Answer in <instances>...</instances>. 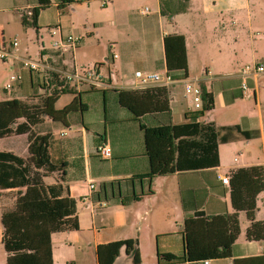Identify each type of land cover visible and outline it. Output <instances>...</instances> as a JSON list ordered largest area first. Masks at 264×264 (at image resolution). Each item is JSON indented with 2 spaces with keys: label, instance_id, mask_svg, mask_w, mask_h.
Wrapping results in <instances>:
<instances>
[{
  "label": "crops",
  "instance_id": "obj_1",
  "mask_svg": "<svg viewBox=\"0 0 264 264\" xmlns=\"http://www.w3.org/2000/svg\"><path fill=\"white\" fill-rule=\"evenodd\" d=\"M92 2H101L104 7L111 0H74L72 5L64 8H59L58 0H49L47 8L39 13L37 29L30 28L49 29L59 25L63 31L70 33L61 23L64 11L90 6ZM209 2L154 0V15L152 19L145 17L139 24L136 33L139 37L126 35L125 41H119L120 55L111 53L109 58H104L115 71L121 70L122 75L110 73L109 65L107 76L103 74L104 66L98 68L108 88L85 85L72 93L46 95L42 121L33 131L37 135L49 136V159L61 170L47 173L41 186L0 191V216L5 212L2 208L10 201L14 206L26 201L23 196L31 188L32 200L35 201L49 198L47 186L61 183L66 187L68 197L75 202L78 230L51 235L52 264H99L98 248L120 241L136 242L140 264H264V240L247 239L249 221L244 212L238 213L239 235L232 247L231 257L193 263L159 260V255H184L183 225L187 217L195 213L218 216L234 212L229 185H224L222 178L228 177L230 181L235 171L258 167L263 170L264 183V75L245 78L240 74L245 66L259 64L264 59V24L255 25L249 4L244 5L246 29L234 31L237 38H243L244 48L240 60H233L223 44L224 37H221V33L228 32V29L219 24V18L231 10L234 25L244 13L240 12L238 4V8L229 9L224 0L219 7H215L217 2L212 5ZM184 3L185 10L175 14L171 21L161 15L163 6L173 12ZM37 6L38 0H0V23L4 22L7 26L11 20L21 23V13ZM144 11H141L142 15L148 13V10ZM261 18L264 19V16ZM168 35L184 38L187 81L202 85L212 98V108L196 122L211 124L217 130L236 126L251 136L244 138L232 132V140L218 144L217 167L149 179L145 177L149 161L140 124L159 127L189 123L191 120L185 115L191 110L183 99V81L175 82L166 90L168 112L145 114L139 119L119 105L118 90H134L136 71L161 73L166 70L163 39ZM80 39L81 45L76 50L84 45L83 39ZM234 43L238 47L236 40ZM13 49L0 43L1 51H8L18 58ZM75 51L72 57L76 65ZM40 57L54 68L60 69L64 65L63 53L54 55V52L41 50ZM101 59L89 63L100 62ZM242 83L247 85L250 97H246L241 90ZM16 84L20 93L16 94V100L13 99L15 104L42 94L39 76L35 73L30 74L32 89L25 90L27 96H24L22 88L24 83L19 80ZM64 95L68 99L60 107ZM18 137L26 138L24 151L20 154L10 146L11 149L4 152L22 155L27 159L22 158L24 162L32 165L35 158L27 153L26 135L0 141ZM102 142L109 145V159H100L96 153L97 146ZM91 185L93 188H90ZM12 192L18 194L12 200L3 195ZM254 216L255 221L264 222V189L256 197ZM1 239L0 224L2 249ZM112 264L132 262L121 248Z\"/></svg>",
  "mask_w": 264,
  "mask_h": 264
},
{
  "label": "trees",
  "instance_id": "obj_2",
  "mask_svg": "<svg viewBox=\"0 0 264 264\" xmlns=\"http://www.w3.org/2000/svg\"><path fill=\"white\" fill-rule=\"evenodd\" d=\"M58 1L59 8L74 3V0ZM48 5L49 0H38V6L31 10L30 18L21 16L22 25L37 29L39 13ZM185 8V3L180 4L172 12L163 6L161 15L171 21L175 14L183 12ZM163 48L166 71L176 82L187 80L184 38L178 35L165 36ZM53 52L54 55L63 53ZM95 66L100 67L102 64ZM51 78L52 82L57 79L55 75ZM200 87L203 106L200 111L188 112L185 115L190 118L189 123L159 127H146L140 124L145 154L149 161V171L145 177L152 179L177 172L217 167L218 144L232 140L234 138L232 132L244 138L251 136L241 132L236 126L217 130L211 124L197 123L196 119L212 108L211 96L202 85ZM40 88L43 86L40 85ZM72 92L45 90L42 94L19 101L17 104L13 100L0 101V139L26 135L27 153L35 158L34 163L28 165L14 153L0 151V191L41 186L47 173L61 170L52 165L49 159V136L37 135L33 129L42 121L47 94ZM118 103L136 119L145 114L169 111V100L164 88L118 90ZM228 185L234 212L218 216L195 213L187 217L183 225L184 255L182 257L159 255V260L193 263L231 257L232 247L239 235L237 218L239 212H244L249 221L247 239L264 240V222L255 221L254 216L256 197L264 189L263 170L258 167L239 169L232 174ZM47 191L48 199L20 202L1 214V243L6 255V264H52L51 235L78 230L75 202L68 197L67 188L58 183L47 186ZM121 248L130 256L132 264H140L135 241H120L99 247V264H112Z\"/></svg>",
  "mask_w": 264,
  "mask_h": 264
},
{
  "label": "rangeland",
  "instance_id": "obj_3",
  "mask_svg": "<svg viewBox=\"0 0 264 264\" xmlns=\"http://www.w3.org/2000/svg\"><path fill=\"white\" fill-rule=\"evenodd\" d=\"M214 1L217 2L215 7L222 5L221 0H210L209 4L212 5ZM247 3L249 4L251 17L255 25H263L264 19H262L261 16H264V0H224V5L228 6L229 9L238 8V4L240 12L242 11L244 14L238 21L236 20V24L234 25L232 24V20L235 19L232 17L231 10L228 14L224 13V15L219 18V24H222L221 26L228 29V32H225L226 34L221 33V37H224L223 44L230 51V57L233 60H236V58L240 60L242 57V50L244 48L243 38H237L234 31L240 28L246 29L244 17L246 11L244 9ZM103 5L104 4L101 2H92L90 6L86 5L83 8L67 9L61 17V23L62 26L70 31L69 34L72 37L82 38L84 41V45L74 53L76 65L80 69L93 68L96 64H102V66H104L103 74L107 76V68L109 65L110 73L121 76V70L115 71L111 63L107 64L104 58H109L111 53L117 54V56L120 55L119 41H125L126 35L135 34L137 38L139 37V35L136 34L139 24L144 21L143 19H146L145 17L152 19L154 15V0H111V2L105 3L104 7ZM210 8L213 7L211 6ZM145 9L148 10V13L142 15L141 11ZM259 18L261 19L259 20ZM53 40L49 30L45 27L38 30H34L30 27L23 28L18 20H11L8 26L4 22L0 23V43H4V45L10 48L9 44L16 41L17 46L13 51L21 60L38 61L41 59V50L52 53ZM235 40L239 44H237L238 47L234 43ZM63 57L64 65H62L61 68L69 70L73 64L72 52L70 50L65 51ZM98 58H102L100 62L89 63ZM131 69H134V66H131ZM30 74L31 73L27 69L21 66L18 60L10 59L2 61L0 59V101L17 99L16 94L20 93V90L18 91L16 83H12V88L5 91L6 85L11 84L10 77L13 75L19 76L20 81L24 83L22 88L24 96H27L25 90L29 91L32 89L29 85ZM62 97L64 98L60 107H62L68 99L67 95ZM263 106L264 105H262V107ZM10 146H13V149L21 154L26 146V138L18 137L0 141V151H9L8 149H11ZM19 156L23 158L22 155ZM23 159L27 160L26 158ZM3 195L12 200L17 197L18 194L12 192ZM32 196L33 189L31 188L26 191L23 197L27 198L26 201H29L32 200ZM13 207V202L10 201V204L4 205L2 209L3 211H7ZM0 264H5V255L1 248Z\"/></svg>",
  "mask_w": 264,
  "mask_h": 264
},
{
  "label": "built area",
  "instance_id": "obj_4",
  "mask_svg": "<svg viewBox=\"0 0 264 264\" xmlns=\"http://www.w3.org/2000/svg\"><path fill=\"white\" fill-rule=\"evenodd\" d=\"M147 12L145 11L143 13ZM32 15L31 10H25L21 13V16L30 18ZM50 35L53 37L52 47L54 51L65 52L70 50L72 53L81 45V39L77 37H72L69 33L63 31L59 25H55L48 29ZM17 42L13 41L10 44L11 48H15ZM113 59L116 58L115 55L112 56ZM0 59L2 61L7 60H18L21 66L27 69L31 74L35 73L39 76L40 85L43 88L39 89L41 92L45 90H56V91H79L81 87L87 85L92 88H108L109 85L103 80V77L99 73V67L94 66L93 68L80 69L74 63L69 70L65 68H54L42 59L38 61L33 60H21L8 51L0 50ZM203 74H205L203 72ZM245 78L258 77L264 75V59L259 64H253L251 66H245L240 73ZM52 75L56 76L55 81L52 80ZM134 78L136 83L134 84V90H143L147 88H164L167 90L174 81L171 75L165 70L164 72H154V73H143L141 71H136L134 73ZM20 80L19 76L13 75L10 77L11 84H7L5 91L12 88V83H16ZM241 90L246 97H250L249 89L245 83H242ZM183 99L186 104L190 107L189 112H197L202 109L203 98L202 91L199 83L189 82L187 80L183 81ZM192 108V109H191ZM96 153L101 159L110 158V148L107 143H101L96 148ZM224 185L229 184L228 177L221 179ZM90 188H93L91 185ZM66 264H73L67 262Z\"/></svg>",
  "mask_w": 264,
  "mask_h": 264
}]
</instances>
